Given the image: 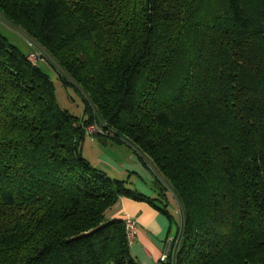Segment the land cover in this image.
Listing matches in <instances>:
<instances>
[{"label": "trees", "instance_id": "1", "mask_svg": "<svg viewBox=\"0 0 264 264\" xmlns=\"http://www.w3.org/2000/svg\"><path fill=\"white\" fill-rule=\"evenodd\" d=\"M0 14L30 47L0 33V264H138L107 212L128 197L168 216L167 191L181 241L159 264H264V0H0ZM99 123L155 170L160 206L83 156Z\"/></svg>", "mask_w": 264, "mask_h": 264}, {"label": "crops", "instance_id": "2", "mask_svg": "<svg viewBox=\"0 0 264 264\" xmlns=\"http://www.w3.org/2000/svg\"><path fill=\"white\" fill-rule=\"evenodd\" d=\"M88 133L91 136H96L90 130ZM95 138L94 155L89 156L84 148L82 149L83 156L91 165L105 172L112 179L124 181L129 189L154 199V203L160 206L161 204L157 200L159 192L156 182L157 175L148 161L141 158L126 140H115L111 135L104 136V140H100L97 136ZM99 142L103 145L100 146ZM104 143L106 144L104 145ZM106 150H109L111 156L105 155L104 151ZM127 171L136 175H124ZM166 200L168 216L146 201L128 197H120L107 212L109 220H124L126 217H130L136 221L137 226L130 243V251L138 264H159V257L166 250L167 240L176 237L179 233L181 214L177 201L170 191L166 192ZM171 204L175 208L172 209Z\"/></svg>", "mask_w": 264, "mask_h": 264}, {"label": "rangeland", "instance_id": "3", "mask_svg": "<svg viewBox=\"0 0 264 264\" xmlns=\"http://www.w3.org/2000/svg\"><path fill=\"white\" fill-rule=\"evenodd\" d=\"M0 33L9 41L10 44L18 48L22 53L26 54L29 52L30 47L26 40V37L20 32L19 29L12 26L5 18L0 14ZM39 66L41 67L42 71L47 74L50 80L53 82L56 97L59 105L63 108L69 110L72 114L81 117L83 115L84 110V102L80 93L72 86H64L59 78L57 70L51 66L45 60H39ZM101 124H97L95 126L89 127V130L93 133H101ZM96 136H91L89 133L85 136L82 149L92 156L95 154V142ZM106 143H104L105 145ZM99 145L102 146L103 144L99 142ZM110 150V148H108ZM117 149V148H115ZM105 150V149H103ZM109 150L104 151L105 155H110ZM92 158V157H91ZM114 175V173H112ZM124 175H136L133 172L127 171ZM172 197V196H171ZM174 201L173 198H171ZM172 209L175 208L173 204H171ZM175 214V212H174Z\"/></svg>", "mask_w": 264, "mask_h": 264}, {"label": "built area", "instance_id": "4", "mask_svg": "<svg viewBox=\"0 0 264 264\" xmlns=\"http://www.w3.org/2000/svg\"><path fill=\"white\" fill-rule=\"evenodd\" d=\"M38 58H39V56L35 52L30 53L28 56V59L32 63H35L38 60ZM124 222H125V231H126L127 239L129 241V243H131V241L134 237V234H135L137 223L134 219H132L130 217H126L124 219ZM180 241H181L180 234L177 235L176 237L169 238L167 240L166 250L159 257V262L166 261L168 258L169 251L170 250L174 251L175 247L180 243Z\"/></svg>", "mask_w": 264, "mask_h": 264}]
</instances>
